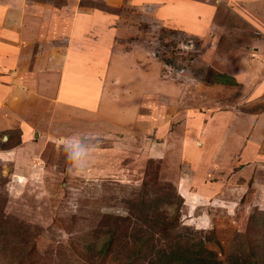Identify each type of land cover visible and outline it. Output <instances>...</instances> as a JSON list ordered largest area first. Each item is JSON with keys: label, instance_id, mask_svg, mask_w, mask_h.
<instances>
[{"label": "rangeland", "instance_id": "1", "mask_svg": "<svg viewBox=\"0 0 264 264\" xmlns=\"http://www.w3.org/2000/svg\"><path fill=\"white\" fill-rule=\"evenodd\" d=\"M171 251L264 264V0H0V264Z\"/></svg>", "mask_w": 264, "mask_h": 264}, {"label": "trees", "instance_id": "2", "mask_svg": "<svg viewBox=\"0 0 264 264\" xmlns=\"http://www.w3.org/2000/svg\"><path fill=\"white\" fill-rule=\"evenodd\" d=\"M213 74V83H218L222 85L232 86L235 82L232 78H229L225 76L224 74H220L217 72L212 73ZM106 250L108 247H105ZM158 257L156 260L148 262L147 264H220L218 262H215L214 260L209 259L208 257H198L195 261L189 259L186 261L184 255L182 253H161L159 255V252L157 253ZM186 261V263H185Z\"/></svg>", "mask_w": 264, "mask_h": 264}]
</instances>
